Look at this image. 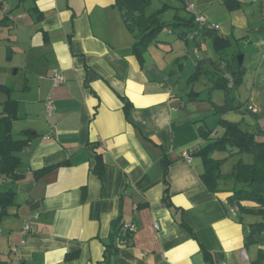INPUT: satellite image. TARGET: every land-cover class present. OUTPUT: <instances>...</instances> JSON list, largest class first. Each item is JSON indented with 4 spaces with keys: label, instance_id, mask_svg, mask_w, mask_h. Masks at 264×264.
Masks as SVG:
<instances>
[{
    "label": "crops",
    "instance_id": "crops-1",
    "mask_svg": "<svg viewBox=\"0 0 264 264\" xmlns=\"http://www.w3.org/2000/svg\"><path fill=\"white\" fill-rule=\"evenodd\" d=\"M192 1L220 28L181 38L182 27H165L141 61L116 0H0V84L12 87L0 93V117L4 103L15 100L12 134L28 141L18 152L21 178L0 177V190L15 191L0 224L6 264H105L104 242L120 212L137 228L120 245L117 264H264V229L253 242L246 239L249 224L264 215L232 213L233 182L209 190L203 160L194 155L207 143L200 126L214 138L224 132L219 120H231L230 112L215 113L224 96L212 93L218 78L232 76L241 45L259 52L264 68V0H238L236 9L225 0ZM215 35L229 40L225 62ZM188 55L190 67L181 61ZM199 62L203 74L191 81ZM59 72L64 81L55 86ZM245 74L249 93L242 109L249 115L247 106L256 109L252 122L264 138V73ZM191 92L199 98L190 99ZM99 157L102 176L94 170ZM25 222L31 225L26 236Z\"/></svg>",
    "mask_w": 264,
    "mask_h": 264
},
{
    "label": "trees",
    "instance_id": "trees-1",
    "mask_svg": "<svg viewBox=\"0 0 264 264\" xmlns=\"http://www.w3.org/2000/svg\"><path fill=\"white\" fill-rule=\"evenodd\" d=\"M181 1V7L177 8L175 20L172 25L176 28L182 27L184 31L181 38H187L190 33L197 31L213 34L212 30H199L194 16L191 15L186 6L185 0ZM229 9L240 7L238 0H225ZM116 5L121 10L127 26L135 34L134 52L137 57L143 61V53L153 43L158 41L159 35L165 27L171 24L162 20V14L166 8L171 5L165 3L164 7L154 12L148 13V7L151 0H116ZM185 10L186 15H180L179 9ZM42 15L38 14V18ZM5 20H0V24H4ZM216 46L219 48V55L222 61H226L224 48L229 44V40L224 36H214ZM243 50H237L233 56L234 65L232 66V76L218 78L213 88L225 90V99L223 104H215V113H228L232 111L243 112V103L237 101L236 96L232 95V90L241 82L246 72L244 63L239 64L238 55ZM202 63L199 62L197 71L190 77L191 81H196L203 74ZM217 67H220L218 63ZM12 87L6 84H0V93L10 94ZM198 92H191L190 99L199 98ZM201 99V98H200ZM207 100H210L208 97ZM248 109V108H247ZM249 110V109H248ZM253 119L257 116L253 112ZM17 118V102L8 99L4 103L3 115L0 117V177L9 178L17 181L21 178L16 169L21 163V157L18 152L22 151L28 144L27 140L15 139L12 134V124ZM219 125L223 127L224 132L220 136L211 138L213 130L200 126L199 130L202 137L207 143L200 147L194 155L199 156L203 160L202 179L205 185L211 191H217L221 182L232 181L233 187L228 196L230 205L237 204L239 210L247 214L264 215V138L261 135V127L255 123L256 130L250 128V124L246 127L240 121H232L221 118ZM216 152L227 153L225 157H216ZM239 156L234 163L233 169L229 173H224L222 166L224 162L234 156ZM248 155V159L244 157ZM62 163L47 166L36 171L37 176H41L47 171L57 167ZM103 163L99 157L94 170L103 175ZM15 191L8 189L0 190V224L4 217L8 214V208L15 204ZM182 225L193 235V230L184 222ZM250 230L246 236L247 243L254 241L256 233L264 229V219L249 224ZM134 232L125 228L122 212L112 220L111 232L107 240H105L104 260L105 264H117L118 254L121 244H127L131 241ZM205 256L210 257V252L204 250ZM75 254L69 255L73 257ZM0 264H6L0 259Z\"/></svg>",
    "mask_w": 264,
    "mask_h": 264
},
{
    "label": "rangeland",
    "instance_id": "rangeland-1",
    "mask_svg": "<svg viewBox=\"0 0 264 264\" xmlns=\"http://www.w3.org/2000/svg\"><path fill=\"white\" fill-rule=\"evenodd\" d=\"M167 3V4H171L173 5L172 7L170 8H166L165 11L163 12L162 14V20L171 24V27H173V29H175V27L172 25L173 21L175 20V5H179L178 7H181V1L180 0H151V4L150 6L148 7V13H151V12H154L158 9H161L162 7H164V4ZM175 4V5H174ZM180 11V15L184 16L186 15L185 13V10L183 9H179ZM173 35V34H172ZM172 35H166V34H162V36L164 38L167 39V37H170ZM161 36V37H162ZM192 45V44H191ZM242 49L244 50V52L246 53V58H245V68H246V72L247 73V69H250V73H252L250 75V77L254 78V75L256 73H264V68L261 69V66H258V62H260V59L257 58L258 57V54L259 52L257 51H247L244 46H242ZM181 54V53H180ZM179 52L177 51L176 52V56L177 55H180ZM243 54V53H241ZM253 56V64L250 65L249 64V60L250 58ZM257 56V57H256ZM259 59V60H258ZM2 60H4V54L2 53V51H0V62H2ZM181 61H183L184 63H188V66L190 67V64H193L192 63V56H186V57H181ZM250 65V66H249ZM246 74H244L245 76ZM186 76V75H185ZM248 76L245 78L247 80ZM246 82V81H245ZM243 83L241 82L240 84H238L233 90H232V95L236 96L237 98V101L241 102V103H244L245 100H246V97L248 95V84L247 83ZM251 82H252V79H251ZM247 84V85H246ZM11 86V85H10ZM206 94L205 95H208V91H205ZM212 96L214 99H219V98H222V96H224L223 99H225V90L223 89H219V88H215L214 92L212 93ZM228 118L231 119L232 121H240L242 123L243 126H247L249 123H253L255 125L254 122H252V117L251 115H249L248 112H240V111H232L230 112V114H228ZM219 129V128H218ZM221 132V129L219 130ZM223 133V132H222ZM219 153V152H218ZM244 157L246 159H248V155H244ZM238 159L237 158H229L227 159L224 164H223V171L224 172H231L232 169H233V163L235 161H237Z\"/></svg>",
    "mask_w": 264,
    "mask_h": 264
},
{
    "label": "built area",
    "instance_id": "built-area-1",
    "mask_svg": "<svg viewBox=\"0 0 264 264\" xmlns=\"http://www.w3.org/2000/svg\"><path fill=\"white\" fill-rule=\"evenodd\" d=\"M185 2H186L188 12L194 16V20L197 23L200 31H202V30H217L220 28V24L211 22L204 13H202L201 11H199L197 9L195 3L192 0H185ZM53 80H54V85L58 86L64 81V75L60 72L56 73ZM53 104H54V101L52 98H49L46 101L47 112L49 115H51L53 113V110H54ZM247 108L254 113L256 112V109L251 105L247 106ZM184 157L187 160H191V158H192L191 154L188 152L184 153ZM229 210L232 213L236 214L239 210V207L237 204H234V205L229 204ZM125 228H127L131 232H135L137 226L134 223L128 222V223H125ZM30 230H31L30 223L25 222L23 229H22L23 235L26 236L30 232ZM24 242H25V238H22L21 243H24Z\"/></svg>",
    "mask_w": 264,
    "mask_h": 264
},
{
    "label": "water",
    "instance_id": "water-1",
    "mask_svg": "<svg viewBox=\"0 0 264 264\" xmlns=\"http://www.w3.org/2000/svg\"><path fill=\"white\" fill-rule=\"evenodd\" d=\"M243 59H244V54H239L238 55L239 64L243 62Z\"/></svg>",
    "mask_w": 264,
    "mask_h": 264
}]
</instances>
